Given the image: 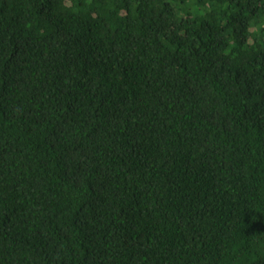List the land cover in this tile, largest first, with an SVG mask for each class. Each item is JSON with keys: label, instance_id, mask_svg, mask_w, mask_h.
<instances>
[{"label": "trees", "instance_id": "1", "mask_svg": "<svg viewBox=\"0 0 264 264\" xmlns=\"http://www.w3.org/2000/svg\"><path fill=\"white\" fill-rule=\"evenodd\" d=\"M0 264H264V0H0Z\"/></svg>", "mask_w": 264, "mask_h": 264}, {"label": "rangeland", "instance_id": "2", "mask_svg": "<svg viewBox=\"0 0 264 264\" xmlns=\"http://www.w3.org/2000/svg\"><path fill=\"white\" fill-rule=\"evenodd\" d=\"M126 25H127V28H128V30H131V31H134V32H136L137 31V29H138V27L132 22V21H130V20H126ZM246 57H247V54H245V53H242V56H241V61L239 62V63H241L242 62V60H243V62L245 61V59H246Z\"/></svg>", "mask_w": 264, "mask_h": 264}]
</instances>
